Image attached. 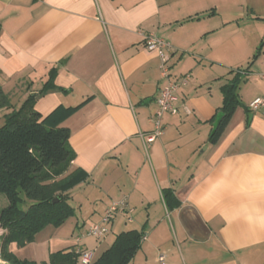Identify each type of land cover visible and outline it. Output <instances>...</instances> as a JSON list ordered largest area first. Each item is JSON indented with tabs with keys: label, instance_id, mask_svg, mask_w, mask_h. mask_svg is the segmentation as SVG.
<instances>
[{
	"label": "crops",
	"instance_id": "obj_1",
	"mask_svg": "<svg viewBox=\"0 0 264 264\" xmlns=\"http://www.w3.org/2000/svg\"><path fill=\"white\" fill-rule=\"evenodd\" d=\"M148 32L170 42L172 79L189 74L177 113L163 114L151 141L164 79ZM263 37L264 0H0V88L10 103L0 115L30 95L42 115L87 100L62 123L69 169L88 173L69 202L75 209L74 193L101 200L102 216L126 200L131 220L117 212L100 243L142 229L128 264H264V109L246 110L264 97V45L245 71ZM237 72L242 104L209 144L221 86Z\"/></svg>",
	"mask_w": 264,
	"mask_h": 264
},
{
	"label": "trees",
	"instance_id": "obj_2",
	"mask_svg": "<svg viewBox=\"0 0 264 264\" xmlns=\"http://www.w3.org/2000/svg\"><path fill=\"white\" fill-rule=\"evenodd\" d=\"M263 45L264 37L245 71L258 58ZM242 80L237 72L221 86V116L209 135V144L216 143L234 109L242 104L238 95ZM51 86L49 79L42 91ZM34 99L30 95L17 110L4 114L0 125V193L7 199V205L0 210V225L9 230L3 240L5 248L13 241L22 244L47 222L63 224L74 213L69 191L88 178L83 169H69L75 153L68 143L70 130L62 125L87 100L75 106L59 104L42 115L33 108ZM9 107V98L0 88V109ZM24 199L29 201L26 209L19 205ZM144 235L142 229L116 233L111 244L94 256L90 264H128ZM74 245L73 242L51 252L49 260L41 263L17 260L9 249L4 251V256L10 261L8 264H76Z\"/></svg>",
	"mask_w": 264,
	"mask_h": 264
},
{
	"label": "rangeland",
	"instance_id": "obj_3",
	"mask_svg": "<svg viewBox=\"0 0 264 264\" xmlns=\"http://www.w3.org/2000/svg\"><path fill=\"white\" fill-rule=\"evenodd\" d=\"M261 26V24L254 27L249 25L248 29L245 28L247 31L245 29L244 31L254 33L255 30L261 29ZM250 75L252 79L258 77L257 73ZM3 120L4 115H0V125ZM73 195H75V206L73 205L75 208L74 213L63 224L57 225L52 221L47 222L37 229L30 239L25 240L22 244L13 241L5 248L3 240L9 230L0 225V264H8L10 262L4 256V251L8 249L11 255L17 260L37 263L47 262L51 252L70 246L73 243L74 235L79 233L83 234L90 225L98 223L101 220V200L87 202L80 194L74 193ZM21 196L24 198L23 194ZM24 200L19 204L22 209H26L29 205V201L27 199ZM5 205H7V199L5 195L0 193V210ZM75 221H79L78 226L75 225ZM112 238L113 233H109L104 243H100L101 240H96L91 237H84L83 241L86 245L90 246L88 248L94 249V256H97L106 248ZM76 264H80L78 259L76 260Z\"/></svg>",
	"mask_w": 264,
	"mask_h": 264
},
{
	"label": "built area",
	"instance_id": "obj_4",
	"mask_svg": "<svg viewBox=\"0 0 264 264\" xmlns=\"http://www.w3.org/2000/svg\"><path fill=\"white\" fill-rule=\"evenodd\" d=\"M142 37L145 48L148 51H155L158 53L160 59V74L162 79H164V84L160 88L159 94L156 98L157 109L154 115H152L149 119L150 122L153 123V130L147 136V139L151 141L161 134V121L163 114L166 112L172 114L177 113V109L174 107L173 102L176 99L178 88L187 83L189 74L186 73L178 79H172L169 66L170 52L172 51L170 42L158 36L154 32L143 34ZM260 76L264 78V72L261 73ZM248 107L251 110L264 109V97L253 98L249 102ZM185 111L189 112L187 108H185ZM119 211H123L128 215L132 212V208L127 204L125 199L111 202L104 210L101 220L98 223H93L84 231L83 234L79 233L73 237V242L75 244L74 251L80 264H90L94 258V249L85 246L83 241L84 237H91L96 240H102L105 238L109 231L111 222ZM128 220H131L130 215L128 216ZM162 259L163 256H159V260L161 261Z\"/></svg>",
	"mask_w": 264,
	"mask_h": 264
},
{
	"label": "water",
	"instance_id": "obj_5",
	"mask_svg": "<svg viewBox=\"0 0 264 264\" xmlns=\"http://www.w3.org/2000/svg\"><path fill=\"white\" fill-rule=\"evenodd\" d=\"M53 202H55V199L53 200Z\"/></svg>",
	"mask_w": 264,
	"mask_h": 264
}]
</instances>
